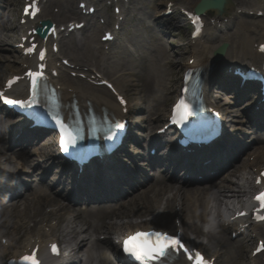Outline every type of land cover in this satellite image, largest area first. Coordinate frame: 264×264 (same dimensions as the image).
<instances>
[{
  "label": "bare ground",
  "instance_id": "1",
  "mask_svg": "<svg viewBox=\"0 0 264 264\" xmlns=\"http://www.w3.org/2000/svg\"><path fill=\"white\" fill-rule=\"evenodd\" d=\"M26 0H6L5 6H6V12L5 14L1 17V24H0V49H3L6 44H9L10 41H16V35L19 33V28L16 26L18 24L17 20H16V15L18 13V9L20 8V6L23 4V2H25ZM85 2L91 1V0H84ZM139 0H130L128 5H135V2L137 3ZM235 1L237 4L242 5V4H246V2H244L243 0H233ZM200 0H177V4L179 7L182 8H188V7H184L183 5H189V4H193L192 8L197 7V5L199 4ZM47 3L49 4L48 7L46 8L45 12L42 14V16L40 17V20H51L53 23H57V24H66V23H78L81 24L83 23V19L84 16L80 15L78 13V10L75 9L74 5H75V0H48ZM117 4H119V0L116 1ZM250 4V1H249ZM153 3L149 2L148 4L145 5V15L146 17L151 20V18L153 17L154 13H153V9L152 6ZM58 8L59 11H56L55 8ZM127 8H129V6H127ZM131 10V7H130ZM169 9H165L163 12L166 13ZM101 11L103 13V19H105V24L101 26L102 30H111L112 29V25H113V20L111 19V15L109 14L107 7L105 5H101ZM185 11V10H183ZM38 20V19H37ZM144 22V20L142 21ZM141 22V23H142ZM177 20H170L168 22L167 25H162L159 26V28L162 31V34L159 33L158 36V43H160V39H164V37H168V33L167 31L172 30L174 27V24L177 23ZM31 25V24H30ZM126 26V22L123 23L122 25V31H121V39L123 36V32ZM234 28L236 29L235 33H241V32H246L244 27L241 25L240 20H237V22L234 25ZM229 28H225V26H223L221 28V31H217L215 30V32H222L225 33L226 30H228ZM211 32H213V30L209 31V39L210 40H214V37L211 36ZM116 34V31L114 33H112V35L114 36ZM72 36V35H70ZM156 36L153 35L151 37V39H154ZM127 36H125L126 38ZM53 41V39L50 38L49 43H51ZM100 44L97 42V32L95 30H92L88 35H86V37L84 38V44L81 47V49H79L75 43L74 40L70 42H65L64 43V38L62 39L61 42V52L59 55H65L64 59H70L71 62L73 63L72 65H75V70L77 71H81L82 73H85L83 69V64L81 63H75L74 60H72L69 56H76L78 60H83L84 62H86L87 64H91V67L97 69V73L101 72L106 78H108V76L114 80L115 84L117 85V83L119 84V87L121 89L124 90V87L122 85H125L127 83H129V79L132 75H137L140 74L141 77L145 78V72L143 71L144 68L146 70V74L148 76H151L153 74H155L156 76L161 77L162 81L159 85H153V84H148V90L146 91V93L149 95L150 98H152L155 107H153L149 113L151 115H155L156 118L154 121H149V129H148V134H147V138L144 141V143L141 142V140H139L137 142V145H143L145 144L146 148H159L162 149V138L161 137H153L152 134L155 131L154 129L157 127V124L159 122H161V119L165 116L164 114V110L165 108H167L169 106L170 103V97H167L164 100V103L162 104V96L161 93L163 92V87L169 83L170 78L171 77H175L176 76V72L174 70V66L171 68V73L170 71H166V69L161 68L158 63L162 58L168 57L171 58L174 61V58L176 56L174 51H169V49L165 46V45H160L159 47L157 46V48H153L151 49L149 48H145L146 50V55L145 58L140 62V65H137L133 60H127L124 59L126 58V56L122 53V52H118L117 49L119 46H117L114 49H110L107 53H103L100 46ZM206 45V44H205ZM195 49L193 53H197L198 55L205 49V46L201 47L199 45H194ZM141 48H144V46L142 45ZM113 51V53H112ZM175 54V55H174ZM110 56V65H109V69L108 71H104L101 68V65L106 62L107 57ZM55 55L51 54L50 56V75L53 74L54 71L59 70L60 68H62V65H59V60H55L54 59ZM129 57V55H128ZM209 57V56H208ZM30 63H33L34 65H36L37 63V59L36 58H30ZM5 62V58H3L2 60H0V64ZM174 63V62H173ZM106 64V63H105ZM10 64L6 65L9 66ZM2 69V67L0 68ZM142 70L140 72H138V70ZM94 71V70H91ZM99 71V72H98ZM2 72L0 71V74ZM93 74L92 72H90V75ZM109 79V78H108ZM62 84L68 88V90L71 91H67V97L69 99H83L85 97H91L94 98L96 100V102L99 103V101L102 102H114V96L111 95L108 92H104L98 95L93 94L92 92H98L97 90H92V86L82 82L79 79H73L68 77L65 73L63 74V77L61 79ZM125 84H124V83ZM178 80L175 79L171 82V84L169 85H175L177 84ZM118 87V85H117ZM209 85L207 86V97L210 100L211 97L210 95H208V89H209ZM232 87V83L230 80H220V82H217L215 84L214 87V91L215 90H219L220 92L222 91L225 94V97L228 95V92H230V89ZM221 88V89H220ZM121 89H119L120 91H122ZM217 91L216 93L219 94L220 92ZM123 92V91H122ZM221 92V95L223 94ZM244 96L242 90H240L239 92L237 90H233L232 91V95L230 98L234 99L229 105H228V109L226 108L225 105H223L222 107V111L224 113V117H225V122H227V124L231 123V120L228 118L232 117V111L231 109H233V105H237L242 101V95ZM234 95V96H233ZM223 96V95H222ZM224 97V96H223ZM219 99V98H217ZM221 100H224L222 97L220 98ZM228 102V101H227ZM218 103V101H217ZM162 105V106H161ZM219 106H221L220 103H218ZM231 105V107H229ZM26 121V120H25ZM148 122V121H147ZM3 127V126H2ZM1 133V132H0ZM8 134L11 135L13 134V129L8 131ZM16 136H18L21 140H24V145H27L29 142H31L34 137L33 136H29L28 131L27 130H20L17 131ZM7 135H2L0 134V157H3L5 160H3L0 165L5 166L8 170L11 168H15L19 165L18 162H14L11 161L10 158L8 157V154L5 151V144H9L10 146L12 145V142L10 141L9 138H7ZM129 138V136H128ZM138 138L143 139L141 136H138ZM165 139V137H164ZM217 149H220L222 151V156L218 157V161H227L228 163V167H230L233 173H237L240 172L242 170L246 171L248 169L251 168V164H242L241 166H237V164H233L234 161L236 159H238L239 157L233 158L234 157V152L233 151H228L227 149V145L226 144H219L217 145ZM249 153L254 152V154H261L263 153L264 150V139H261L259 141H253L250 148H248ZM162 152L164 151V149L161 150ZM138 153V152H137ZM246 153V152H244ZM248 153V154H249ZM20 155H24V153L20 152ZM163 157L167 158V154L166 153H161L160 154ZM244 155V154H243ZM128 157V156H127ZM171 156H168V158ZM130 160L134 159L135 161L137 160L136 158H131V156H129ZM18 160V159H17ZM149 160L152 161V163H155V160L153 158H150ZM243 159L241 158L240 161H242ZM19 161V160H18ZM239 161V162H240ZM242 163V162H241ZM144 166V164H143ZM228 168V169H230ZM14 169V170H15ZM228 169H225L224 171L220 172L218 176H216L217 178H221V176L225 173V171H227ZM103 174V172H99V171H95V172H90L88 173L89 177H92L94 179H96L97 177L100 178V176ZM240 176L242 177V175L240 174ZM239 182H244V180H239ZM215 186V184H214ZM221 187L224 188H232L231 186L225 185L223 183H220ZM44 187V186H43ZM43 187L38 188L35 191H30L29 195L27 197L30 198L32 197V203H33V207L31 209H24L22 210V214L20 213L19 215L21 217H23V223L22 224H26V220L27 219H34V218H39V217H43V221H49V219L51 217H55L57 216V212L55 211V209H52L51 211L45 210L44 207L48 206L50 208H53L54 205H62V207H65L63 204H58L57 202H55L54 198L52 197V194H48L46 193L45 189ZM156 187H161L158 191V194L162 197L168 196L169 199L167 200V208L164 211L161 220H157V223H159V225H156V227H161L163 225H165V227L168 226V223L165 222V220L167 219H176L177 217L180 218V220L183 222L184 228H185V235L188 241H191L190 243H193L192 238L189 236V232L193 231L194 233H197V229L196 227L190 226L186 224V220L189 217H194L195 216V211L197 209H201L203 215L207 214L208 211L210 210V206L208 205V198L209 197H214L215 201H216V207L215 209L218 212V219H217V223H221V218H222V214H221V208L223 207V194L224 192L221 193H216L215 191L211 192V191H205V190H200V189H196V190H190L188 188H184V187H180L178 186V184L172 183L171 185H168L166 181H164V179H161V184H159V182L156 183ZM1 189V188H0ZM178 192H181L180 197L177 195ZM144 193H147V191H145ZM1 194V191H0ZM241 195L240 194H234L233 195V199H239L241 200ZM5 197L2 198V200ZM23 199V198H21ZM25 199V198H24ZM172 201H169V200ZM173 201L175 202H181V210L179 211V209L175 208L173 206ZM183 202V204H182ZM194 202V203H193ZM141 203H149V199L146 196L145 199L142 198V195L140 196H136L134 198L131 199L130 201V207L128 209L122 207L119 211H116L115 216L109 218V224H113L115 229H119V225H118V221L120 219H123L125 222H123V228L125 226L130 227V229H149L152 227H155V225L153 224L154 221L153 219L151 220H147L145 218H148V215L152 212V209L154 208V205H152L151 207H149L148 209H146L144 206H141ZM200 204V207H197V205ZM37 206V207H36ZM194 208V214H192V209ZM63 210H66V207L63 208ZM6 213V222L11 223L12 221V217L15 216V213H9V211H4ZM2 212L0 214V217H2V214L4 213ZM106 214L104 213H99L97 214L98 219L102 222L101 227H100V231H103L104 233L108 232V222H107V218H105ZM47 217V218H46ZM137 219L142 220V223H146L147 227L146 228H142V225H138L139 223H137ZM126 220H128L129 222L126 223ZM43 223V222H42ZM3 229H0V236L4 235V223H1ZM173 229L172 231H176V227L174 225L171 226ZM15 231H17L16 226H14ZM125 229V228H124ZM161 229H168V228H161ZM28 230V234L22 239L21 243H11L8 242L6 245H4L2 247V254L0 256V262H2L8 255L12 254L14 257H20L24 254H27L28 252L34 250L35 248H39L40 249V254L44 257L46 264H56L55 262H52L48 259V253H47V247L48 245H50V243L52 241L48 240L46 237H43L41 235V232L38 228H33V230H31V227H27ZM212 242L214 244L216 253H218L217 251L220 250L221 252L227 251L229 252L230 256L228 258H224L222 260H224L225 262H227L229 264V261L231 260V264H238L237 262H239L240 260L237 259L234 256V252L230 249V245H231V240L228 238L227 234L225 232H223L221 230V228L217 229L215 232V229L212 232ZM44 238H46V240H44ZM73 239L75 238V234L72 237ZM63 240L66 241V238H64ZM80 246V245H79ZM98 247V246H97ZM203 248H205V246L203 245ZM215 253V254H216ZM221 254H218L217 256L219 257ZM95 262H100V263H107L108 259L103 260L101 258V255H96L95 256V248L93 250H89L88 254H87V263L88 264H94ZM97 264V263H96ZM175 264H186V262L182 259L179 258V260L175 263Z\"/></svg>",
  "mask_w": 264,
  "mask_h": 264
},
{
  "label": "rangeland",
  "instance_id": "2",
  "mask_svg": "<svg viewBox=\"0 0 264 264\" xmlns=\"http://www.w3.org/2000/svg\"><path fill=\"white\" fill-rule=\"evenodd\" d=\"M161 1H165V0H139V2H137V10L141 11L142 8L145 7L146 4H148L149 2H152L153 8H154V15L151 18V20L149 21V23H145L144 26H139L137 27V35L134 33V29L130 28L126 39H124V42L120 45V48L117 49L118 52H122L127 60H132L130 57H128L127 53L124 50V44L125 43H130L133 46L139 47L141 48V46L143 45L144 48H141L142 51L145 52L146 55V50L145 48H157V46L159 47L160 45H165L166 47H169L171 49V51H174L176 56L174 58V70L176 72H178V74L176 75V78L179 79V76L181 74L180 72V68H179V64L181 63L182 59L184 58L185 61H188L190 58V52H192V48L187 46L188 43V33L186 32V30H183L181 33H183V35L178 34V32L174 29L175 25H176V29L181 30L182 26L180 25V23H176L174 24V27H172V30L167 31V35L168 37H164V39H160V43H158V36L159 33L162 34L161 29L159 28V23L162 24V22L156 21L157 20V16L160 14V12H158V7L160 5ZM6 0H0V18L5 14L6 12V6H5ZM263 8H264V0H262V2L259 3ZM136 6V5H135ZM22 7V6H21ZM18 11H20V8L18 9ZM18 15L19 13H17L16 15V20H18ZM135 15H137V13H135ZM143 17V16H142ZM0 24H1V20H0ZM130 27V26H129ZM152 34L155 35L154 39H151L150 35ZM158 35V36H157ZM179 35L181 37H179ZM18 37V34L16 35V38ZM18 39V38H17ZM17 41V40H16ZM16 41H10L9 44H6V46L3 49H0V60H2L3 58H5V62L0 64V68L2 67V69H0V71L2 72L4 70V68L6 67L7 64H10L5 71L3 72V74L5 75L3 80L9 75L10 70L12 68H18V62H17V58L18 55L14 52V45L16 44ZM174 54V55H175ZM145 58V56L142 58V60ZM8 59H9V63H8ZM137 65H140V62H136L134 61ZM173 67V66H172ZM142 71L141 69L138 70V72ZM145 72V78L141 77L140 74L137 75H132L129 79V83L122 85L124 87V89L127 90V92L130 94L132 100L135 102L134 104L137 105L138 111L136 115H138V113H140L139 115L140 118L139 120L141 121H154V115H151L149 112V110L154 107V103L152 101V99L149 97V95L146 93V91L148 90L147 88V84H148V77L146 74V70L144 68L143 70ZM173 77L170 78V80H172ZM179 82L177 84V87L179 86ZM219 90H215V92H217ZM166 92L168 93L167 89ZM220 92V91H219ZM223 93V92H222ZM217 96L222 97V95L224 96V99L227 100L229 103H231L233 101L231 97L232 93L228 92V95L225 97V94L223 93L221 95V93L217 94ZM165 97H169V95L166 96V93L164 95ZM146 106L148 108H146ZM238 110L235 109L233 110V114H237ZM147 126V125H146ZM5 160L3 157H0V163H3L2 161ZM1 169V168H0ZM137 223H142V220L137 219L136 220ZM14 228H9V229H4L5 233L7 236H13L14 233H12ZM211 254H214V250L210 249ZM239 259V258H238ZM245 259H241L240 260V264H246V262H244ZM247 261V259H246ZM219 264H228L227 262H223L221 261ZM229 264H231V262H229Z\"/></svg>",
  "mask_w": 264,
  "mask_h": 264
},
{
  "label": "snow or ice",
  "instance_id": "3",
  "mask_svg": "<svg viewBox=\"0 0 264 264\" xmlns=\"http://www.w3.org/2000/svg\"><path fill=\"white\" fill-rule=\"evenodd\" d=\"M34 49H30L32 51ZM41 59H43V54H41ZM33 78L34 90L38 89L39 81L42 77V73H30ZM36 92L34 91V99ZM7 103H19L23 104L24 101L16 100H6ZM192 113V108L190 103L184 101L183 99L178 102L175 107V115L179 120L186 119ZM58 123L63 125V119H58ZM117 128H123V124H117ZM68 131L67 129H65ZM75 143V139L71 138L66 141V143ZM260 182V181H258ZM256 200L260 204V208L257 210L259 213L264 210V192L257 195ZM246 213H241L244 215ZM257 219L264 220V215H257ZM123 250L131 255L137 264H164V258H172L176 253L183 250L184 253L188 255V258L193 261V264H210L205 257L196 252L195 255L189 251L185 246L179 235L169 234L164 231L159 230H137L136 232L128 235L122 241ZM261 248L264 249V243H262ZM51 250L53 253L58 252V248L55 244L51 245ZM15 264H40L35 250L30 255H25L20 261L15 262Z\"/></svg>",
  "mask_w": 264,
  "mask_h": 264
},
{
  "label": "water",
  "instance_id": "4",
  "mask_svg": "<svg viewBox=\"0 0 264 264\" xmlns=\"http://www.w3.org/2000/svg\"><path fill=\"white\" fill-rule=\"evenodd\" d=\"M210 6H211V4L209 5V7H208V5H203V6H201L200 11L206 10L208 8H216V6H211V7Z\"/></svg>",
  "mask_w": 264,
  "mask_h": 264
}]
</instances>
